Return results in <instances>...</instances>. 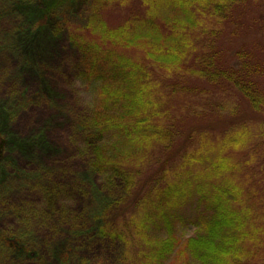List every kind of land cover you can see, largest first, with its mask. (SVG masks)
<instances>
[{
	"label": "trees",
	"instance_id": "obj_1",
	"mask_svg": "<svg viewBox=\"0 0 264 264\" xmlns=\"http://www.w3.org/2000/svg\"><path fill=\"white\" fill-rule=\"evenodd\" d=\"M234 1L90 0L84 24L66 23L67 39L79 54L76 77L90 96L80 128L92 156L90 172L102 187L110 190L119 184L122 189L118 199L99 200L92 216V229L99 237L123 246L119 264H256L258 260L255 248L248 246L255 245L258 237L251 228V210L241 204L242 189L234 180L235 172L247 166L264 179V158L235 153L249 141L246 125L240 130L235 124L228 126L216 144L199 137L195 150L179 158L181 147L177 148L173 133L179 127L163 123L173 117L162 111L164 93L157 81L158 70L206 79L208 85L220 87L227 113L234 104L232 111L243 124L248 116L261 119L258 66L233 61L228 71H210L208 62L213 59L194 53L198 17L223 18ZM62 2L12 6L27 21L39 18L33 25L26 21L11 35L13 54L26 58L22 70L30 71L28 65L45 45L40 34L43 24ZM183 76L181 82L187 86ZM260 122L264 134V121ZM194 133L202 136L189 126L185 135L189 145ZM260 138L264 142V136ZM4 142L0 139V162ZM16 146L21 152L29 149L25 144ZM239 160L241 165L236 164ZM188 226L194 228L193 235L179 238V230ZM0 243L9 256L21 250L13 239L0 237Z\"/></svg>",
	"mask_w": 264,
	"mask_h": 264
},
{
	"label": "rangeland",
	"instance_id": "obj_2",
	"mask_svg": "<svg viewBox=\"0 0 264 264\" xmlns=\"http://www.w3.org/2000/svg\"><path fill=\"white\" fill-rule=\"evenodd\" d=\"M42 1L0 0V139L5 140L4 160L0 162V237L13 239L15 247L21 248L9 256L0 243V264H119L123 246L99 237L92 229V216L99 200L118 199L122 189L119 184L110 190L102 187L90 172L91 152L80 133L90 96L76 77L79 54L69 43L66 30V23H85L90 0H63L49 15L40 32L45 45L38 50L35 62L28 65L30 71H24L21 62L26 58L13 54L11 35L27 20L12 6ZM249 1L235 0L218 20L199 16L197 40L193 35L192 43L194 53L213 59L208 62L210 71H228L233 61L258 66L264 109V0ZM38 19L32 17L27 24L33 25ZM215 51L218 53L213 54ZM175 74L158 70L157 81L160 93H164L162 111L173 117L163 123L172 128L177 123L179 127L173 130L177 148L181 147L179 158L195 150L199 137L218 143L225 137V128L233 124L239 130L246 125L249 133V141L235 150L236 155L264 158L260 138L264 136L260 130L264 114L260 120L248 116L243 124L232 111L234 104L227 113L220 102V87L208 85L203 78ZM181 75L187 86L181 82ZM189 126L202 135L190 136V145L185 136ZM22 144L29 149L21 152L16 145ZM242 163L239 160L236 164ZM156 167L153 164V170ZM250 168L237 170L234 180L242 189L241 204L251 210V228L257 231V242L248 246L257 252L256 264H264V179ZM193 232L188 226L179 230L178 236L188 238Z\"/></svg>",
	"mask_w": 264,
	"mask_h": 264
}]
</instances>
